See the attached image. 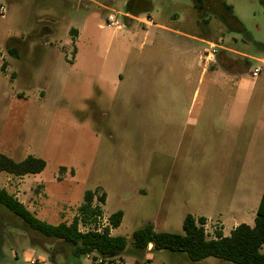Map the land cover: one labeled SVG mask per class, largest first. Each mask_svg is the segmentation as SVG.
<instances>
[{"label": "rangeland", "instance_id": "rangeland-1", "mask_svg": "<svg viewBox=\"0 0 264 264\" xmlns=\"http://www.w3.org/2000/svg\"><path fill=\"white\" fill-rule=\"evenodd\" d=\"M207 1L200 13L196 0H0L6 9L4 19L0 14V152L47 164L27 178L0 173V186L51 224L70 223L92 191L93 205L107 216L125 214L113 236L130 239L150 223L156 231L182 234L185 217L197 214L206 194L240 180V164H225L227 149L211 144L205 130L191 146L189 119L208 126L212 118L204 110L221 112L231 86L220 79L214 84L210 74L199 80L194 59L210 47L193 38L218 47L210 71L221 67L223 49L264 59V0ZM222 2L232 6L243 31L224 18ZM128 7L157 25L148 27L144 45L143 37H134L135 20L119 16L123 29L107 27L111 10L123 14ZM10 39L21 41L19 58L7 52ZM249 61L261 75L254 90L253 71H245L254 96L244 106L264 109V64ZM226 167L234 174L221 186ZM263 167L255 160L246 172ZM22 227L0 209V264H29L28 258L51 264L47 252L57 244L34 245ZM130 248L111 264H231L214 257L193 262L169 250L138 256ZM66 256L56 255V262H67ZM83 264L95 262L90 256Z\"/></svg>", "mask_w": 264, "mask_h": 264}, {"label": "trees", "instance_id": "trees-1", "mask_svg": "<svg viewBox=\"0 0 264 264\" xmlns=\"http://www.w3.org/2000/svg\"><path fill=\"white\" fill-rule=\"evenodd\" d=\"M206 4H209L207 0H196L195 7L202 13ZM220 7L224 18L243 31L242 25L232 16V6L222 2ZM20 44L21 41L18 39H10L7 44L8 54L19 58L17 45L20 47ZM218 61L229 73L245 74L247 73L245 71L251 69L248 58L234 59L226 50L220 53ZM5 66L6 62L2 68ZM46 165L44 159L35 156L30 155L22 161H16L0 152V173L14 177L40 174L45 170ZM95 196V192L92 191L85 193L84 204L80 206L78 215L70 223L51 224L38 218L14 194L2 186H0V209L10 213L22 224L25 232L31 235L32 244L40 247L54 245L47 241L57 244L47 252L51 264H58L56 255H64V253L67 255V262L62 264H83L84 258L90 256L95 264H111L114 258L128 250L129 245L131 247L129 250L138 256H143L148 251L169 250L185 253L193 262L214 257L231 264H264V195L253 227L241 224L229 237L219 233L217 239H208L203 228L205 219L196 220L191 214H188L183 221L182 234L156 231L151 223L133 232L130 239L111 235L109 227L101 233L96 231L82 233L79 229L80 223L87 224L96 215L103 213L99 205L93 206ZM99 200L104 203L105 195L100 196ZM123 218V211L110 215L109 222L112 229L119 228ZM150 245L152 248L149 250Z\"/></svg>", "mask_w": 264, "mask_h": 264}, {"label": "crops", "instance_id": "crops-1", "mask_svg": "<svg viewBox=\"0 0 264 264\" xmlns=\"http://www.w3.org/2000/svg\"><path fill=\"white\" fill-rule=\"evenodd\" d=\"M0 14L1 18L4 19L6 16V9L4 7L0 8ZM125 14L132 17V20L135 21L143 17L140 11L132 8L127 10ZM136 24L137 27L133 31L134 37H143L142 45H144L150 35L148 27H155L157 25L152 22L151 26L143 28L139 27L140 23ZM159 28L168 30L164 26H159ZM193 40L208 45L213 44L203 39L193 38ZM226 51L230 52L235 58H239L240 56L264 64V59L262 58H252L231 50ZM203 53L198 52L194 59V63L200 70L199 80H203L210 74L214 84L218 81L221 82L220 80H223L222 82L226 85L231 84L229 87L230 96L228 98L231 104H228L227 99V103L221 112L213 109V107L205 109L203 112L205 116H209L210 120L212 118V122L208 126L200 127L197 119H189L190 123L193 124V133L190 140L191 146L198 144L201 132L205 130L206 134H208L207 137L211 139V144L219 142L220 145H223L227 149L225 157H223L225 164L234 162L240 164V169L236 171L239 174L238 178L240 180H236V182L234 180V183L230 186L228 185V188L223 191L220 187V189L215 190L213 193L206 194L197 205V214L192 215L196 220L199 218L205 219V224L208 227V239H217L219 233L224 237H229L241 224H246L250 227L255 225L264 195V167L262 173H259V171L257 173L246 171L248 166L255 162V160L264 163V109L261 107L249 109L244 106L254 96L246 81L247 74L229 73L219 66H214V70L210 71L208 65L210 62H214L215 57H212L213 59L210 58L211 60H206L207 53L204 56ZM256 70H259V73L257 76H254L253 73ZM250 71H253L251 77L254 79L253 83L255 84L253 89L256 90L261 70L259 68L252 70L251 68ZM259 93L260 96H264V84L259 89ZM195 96L196 94H194ZM206 96H209L211 99L214 94L207 93ZM249 116L252 118H248ZM222 119L225 121V125H223ZM226 169L227 172L221 182V186L234 174V171L230 174L228 167ZM28 176L22 178H27ZM102 214L107 215L104 212ZM114 230L111 229V234ZM151 248L152 245H150L149 249Z\"/></svg>", "mask_w": 264, "mask_h": 264}, {"label": "built area", "instance_id": "built-area-1", "mask_svg": "<svg viewBox=\"0 0 264 264\" xmlns=\"http://www.w3.org/2000/svg\"><path fill=\"white\" fill-rule=\"evenodd\" d=\"M119 16H123V18H128V19H133L129 15H126L125 13L121 14L119 11L111 10L110 14L107 17V27L113 28L116 30H121L125 27V24L119 20ZM137 22H139L141 25L144 26H151L152 25V19L151 17H142L140 19H136ZM101 28H104L101 26ZM210 50L206 55V60H211L210 58H214L217 54V46L215 44H209ZM259 73V70H256L253 75L257 76ZM109 227L112 229L110 222H109V216L101 214V215H96L93 219L90 220L89 223L87 224H79V229L82 233H86L89 231H96V232H103L105 228ZM203 228L205 230V234L208 235V227L206 224L203 225ZM27 262L29 264H35L37 261L32 258H28Z\"/></svg>", "mask_w": 264, "mask_h": 264}]
</instances>
